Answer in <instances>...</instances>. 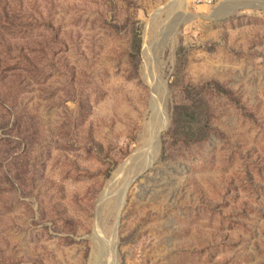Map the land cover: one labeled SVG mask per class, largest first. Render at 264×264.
Returning a JSON list of instances; mask_svg holds the SVG:
<instances>
[{"label": "rangeland", "instance_id": "rangeland-1", "mask_svg": "<svg viewBox=\"0 0 264 264\" xmlns=\"http://www.w3.org/2000/svg\"><path fill=\"white\" fill-rule=\"evenodd\" d=\"M0 264H264V0H0Z\"/></svg>", "mask_w": 264, "mask_h": 264}, {"label": "trees", "instance_id": "trees-1", "mask_svg": "<svg viewBox=\"0 0 264 264\" xmlns=\"http://www.w3.org/2000/svg\"><path fill=\"white\" fill-rule=\"evenodd\" d=\"M140 52V46L137 48V53ZM209 91L216 95L224 96L231 102L239 103L235 93L231 90L225 89L219 83L208 84ZM202 118H209L206 123ZM209 103L203 100H188L177 106L173 114V130L169 136L172 139H178L184 144L190 142H202L207 140L210 135L216 131L211 125Z\"/></svg>", "mask_w": 264, "mask_h": 264}, {"label": "built area", "instance_id": "built-area-1", "mask_svg": "<svg viewBox=\"0 0 264 264\" xmlns=\"http://www.w3.org/2000/svg\"><path fill=\"white\" fill-rule=\"evenodd\" d=\"M204 1H207V2L211 3L213 0H204Z\"/></svg>", "mask_w": 264, "mask_h": 264}]
</instances>
